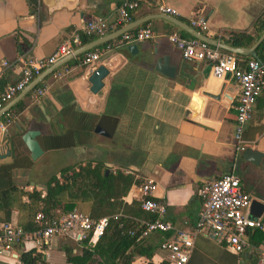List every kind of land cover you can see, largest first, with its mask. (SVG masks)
Wrapping results in <instances>:
<instances>
[{
	"label": "crops",
	"instance_id": "obj_1",
	"mask_svg": "<svg viewBox=\"0 0 264 264\" xmlns=\"http://www.w3.org/2000/svg\"><path fill=\"white\" fill-rule=\"evenodd\" d=\"M33 1L0 0V60L9 62L0 73V93L7 84L20 78L17 58L50 56L73 34H78L79 38L86 36L82 33L83 24L93 17L114 21L122 0ZM135 1L137 8L131 12L128 22L158 13L155 3L160 2L173 8L174 17L186 24L188 17L198 12L207 22L202 34L219 41L224 38V31L253 32L256 25L264 23V0ZM146 24L156 36L153 40L123 45H113V42L99 57L97 65L107 68L108 73L98 94L89 91L86 78L90 72L79 63L80 55L57 66L17 98L34 77L6 102L13 103L8 110L12 119L6 131H0V163L11 161L17 157L13 156L17 152L30 159L21 136L27 130H36L35 138L42 153L34 161L30 159V168L47 151H61L67 155L69 163L58 171L91 159L102 162L112 171L128 172L139 183L144 178L152 179L156 183L154 197L164 203L162 219L175 230L187 232L192 229L200 208V186L223 173L236 175L242 189L264 203V91L255 98L251 117L242 133L247 148L259 153L256 163H252L242 159V153L235 151L232 141L234 105L239 94L236 82L228 75L224 78L211 75L205 61L182 59L179 50L165 37L170 32L184 36L170 22L154 17L133 29ZM121 26L109 29L106 34ZM263 30L264 25L252 42ZM131 45L134 48L130 51ZM256 55L264 66V48ZM163 56L167 58V66L174 69L171 77L154 70L157 58ZM35 88L42 89L43 93L33 100L30 95ZM81 112L90 116L81 120L78 116ZM77 121H86L90 128L87 136L80 132L75 135L89 138L87 142L82 140L81 144L60 149L48 148L47 138L63 134ZM91 152L93 156L87 157ZM30 168L13 169V183L25 189L28 186L42 188L44 183L36 186L33 182L29 185L24 182ZM18 174L23 176L20 181L15 180L20 179ZM139 183L132 184L122 197L126 204L139 200ZM260 217L264 218V210ZM17 218V211L12 210L9 219L17 223ZM163 237L164 234L154 232L146 241L159 243ZM68 246L72 253L81 249V244L68 237H52L46 246L33 250L34 255L40 257L33 264H69L64 255ZM27 247L29 244L25 243L23 250ZM23 250L16 247L13 251L19 257ZM254 250L246 251L244 263H254ZM165 256V252L157 248L151 261L170 264ZM7 260L6 254L0 255V263ZM15 263L21 264L19 259L11 264ZM130 264H146V259L135 256ZM185 264H237V256L197 235Z\"/></svg>",
	"mask_w": 264,
	"mask_h": 264
},
{
	"label": "built area",
	"instance_id": "obj_2",
	"mask_svg": "<svg viewBox=\"0 0 264 264\" xmlns=\"http://www.w3.org/2000/svg\"><path fill=\"white\" fill-rule=\"evenodd\" d=\"M137 8L135 0H122L116 8V18L107 22L102 17H93L84 22L82 33L86 36L100 37L109 29L121 26L129 21L130 14ZM156 12L175 16L176 11L160 2L155 3ZM188 26L202 33L207 29L205 18L198 12H193L188 17ZM155 34L149 24L138 28L133 33L125 32L113 45L134 44L145 40H153ZM167 41L179 50L185 61H205L209 65L211 75L217 78L229 76L239 90L234 105L235 116L232 141L237 153H242L247 144L242 138L245 124L251 117L255 98L264 91L263 65L254 58H245L217 46H212L194 37L181 36L177 32L165 35ZM80 45L78 34H73L58 45L56 50L48 57L34 58L29 55L17 58L16 64L20 69V78L7 84L0 93V107L11 100L29 81L37 76L43 68H46L70 54L74 48ZM110 45L96 48L81 54L79 63L88 67L93 73L98 67L99 57L108 50ZM9 66L7 60H0V73ZM43 93L42 89L35 88L30 98L36 100ZM12 119L7 111L0 119V131L5 132ZM156 183L152 179L144 178L138 185L140 209L155 215L151 221L141 222L138 238H146L151 233L164 234L159 242L158 249L165 252L170 264H185L193 248V239L197 235L221 245L226 251L237 256V264H244L243 255L246 251L255 248V260L253 264H264V218L251 217L249 206L251 197L241 186L239 178L232 173H223L217 178L204 182L198 191L200 208L190 231L175 230L171 224L162 219L165 213L164 203L154 197ZM116 215L113 216V219ZM109 218L104 216L96 220L87 214L72 209L67 213L54 218H47L38 212L33 216L36 229L27 232L17 223L0 221V255H7L8 260L0 264L18 262L19 257L13 251L14 248L40 249L46 246L52 237L65 236L73 242L81 244L86 241L93 245L102 234ZM254 230L263 234L262 241L254 247L251 243L249 232ZM132 234V232H130ZM26 249V250H27Z\"/></svg>",
	"mask_w": 264,
	"mask_h": 264
},
{
	"label": "trees",
	"instance_id": "obj_3",
	"mask_svg": "<svg viewBox=\"0 0 264 264\" xmlns=\"http://www.w3.org/2000/svg\"><path fill=\"white\" fill-rule=\"evenodd\" d=\"M264 23L256 25L253 32L228 30L224 31L223 42L231 46H248L254 35L263 27ZM136 29L129 30L133 33ZM186 37H190L181 31ZM81 43L97 38L95 36H81ZM118 38L98 45L93 49L106 45L112 46ZM264 48V40L258 45L256 52ZM246 58V57H245ZM79 119L89 117L88 113H79ZM82 133L90 132L86 121H77L63 134L50 136L46 139L48 148L60 149L87 142L89 138H76ZM83 141V142H84ZM15 158L7 163H0V221H8L12 210L17 211V224L27 232L36 229L33 216L40 212L47 218H54L76 209L87 214L91 219L108 217V223L102 234L93 245L86 241L81 243L78 253H72L71 247L64 249L65 259L69 264H130L133 257H144L146 264H154L151 257L159 243L138 238L143 228L141 222L155 219V215L140 209V201L126 204L122 197L132 184L138 180L128 172L120 169L110 170L102 162L84 160L71 166L61 168L57 175H51L44 182L42 188L32 187L24 189L16 186L12 181V170L15 168H30L31 161L27 155L17 152ZM116 218L113 219V216ZM132 232V234H130ZM253 246H257L263 239V234L257 230L249 232ZM34 249L23 250L19 256L21 264H33L40 257L34 255ZM250 264V263H244Z\"/></svg>",
	"mask_w": 264,
	"mask_h": 264
},
{
	"label": "water",
	"instance_id": "obj_4",
	"mask_svg": "<svg viewBox=\"0 0 264 264\" xmlns=\"http://www.w3.org/2000/svg\"><path fill=\"white\" fill-rule=\"evenodd\" d=\"M33 2H35V0ZM154 17L162 18V19L170 22L172 25L176 26L178 29L182 30L183 32H185L189 36L197 38L203 42H206L209 45L217 46L222 50H225V51H228V52L240 55V56H247V57L254 58L259 63H261V61L259 60V58L256 55L255 48L258 46L259 43H261L264 40V30L249 46H231L229 44H226L223 41H219L217 39L209 38L208 36H206V35L198 32V31H196L195 29L189 27L188 24L177 19L176 17L166 15V14L156 13V14L144 16V17L138 18L134 21L128 22L115 31H112L108 34L97 37V38H95V39H93V40H91L85 44H82V45L74 48L70 54L60 58L59 60H57V62L55 64H52L49 68L45 69V71L42 74L40 73L37 76H35L34 80L23 90L22 93L20 92V94L17 96V98L22 97L31 88L36 86V84L39 82V80H41L46 74H49L50 72H52L57 66H60V65L64 64L65 62L80 56L84 52H86V51H88V50H90V49H92V48H94L100 44H103L105 42H108L110 40H113V39L119 37L121 34L128 32L129 30L135 28L136 26L140 25L141 23L146 22L149 18H154ZM133 48H134V45H131L128 47V50L131 51ZM263 69H264V66H263ZM154 70L163 74L164 76H167V77H171L174 73V69L167 66L166 56L157 58L156 64L154 65ZM107 73H108L107 68H105L104 66H98L93 73L88 74L86 81L89 84V91L90 92H92L94 94L95 93L98 94L100 92V90H102V88L104 87L103 78L106 76ZM12 104H13L12 102H9V103H6L0 107V117L5 112H7L9 110V108L12 106ZM37 134H38V132L36 130H27L21 136V140H22L23 144L25 145V147L27 148V150L29 152V157L32 161H34L42 153V149H41L39 143L37 142V140L35 138V136ZM256 158H259V153L252 150L251 148H246L242 152V159H244V160H248L252 163H256L255 162ZM263 210H264V203H262L261 201L255 199V198H252L251 202H250V206H249V215L251 217H259L261 215V213L263 212Z\"/></svg>",
	"mask_w": 264,
	"mask_h": 264
},
{
	"label": "rangeland",
	"instance_id": "obj_5",
	"mask_svg": "<svg viewBox=\"0 0 264 264\" xmlns=\"http://www.w3.org/2000/svg\"><path fill=\"white\" fill-rule=\"evenodd\" d=\"M92 154L94 153L91 152L87 157H92ZM67 163H69V159H67V155L64 156L61 151H47L35 161L34 165H32L29 175L24 179V182H27V185H29L28 183L33 182L36 186H40L50 175H54L60 167ZM18 177H20V179H15L16 181L23 179V176L20 174H18ZM22 187L24 188V186ZM30 188L31 187L28 186L26 189L29 190Z\"/></svg>",
	"mask_w": 264,
	"mask_h": 264
}]
</instances>
